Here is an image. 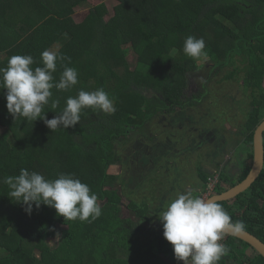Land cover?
<instances>
[{
  "label": "trees",
  "instance_id": "obj_1",
  "mask_svg": "<svg viewBox=\"0 0 264 264\" xmlns=\"http://www.w3.org/2000/svg\"><path fill=\"white\" fill-rule=\"evenodd\" d=\"M87 1L0 0V67L12 55L25 54L34 58L33 68L42 66V51L59 49L66 59L57 61L55 81L65 66L78 70V83L71 89H51L45 118L59 115L66 99L81 89L104 88L115 97L117 109L105 114L86 107L79 123L51 131L40 118L33 122L14 118L6 107V89L0 87V264H183L163 237L156 212L177 192L194 188L198 195L196 187L186 190L181 185L187 179L186 169L203 181L208 172L202 165L191 171L192 160L184 169L175 158L192 146L169 148L171 141L166 139L164 144L147 135L146 125L157 114L178 111L169 123L190 126V115L183 109L207 99L210 101L205 103L214 101L207 87L213 70L224 71V83L239 80L247 97L256 99L262 93L264 0H116L109 18H104L106 5L99 3L76 21L75 8ZM188 35L203 37L204 51L213 60L196 91L190 89V81L197 73V62L183 53ZM129 51L136 57L134 65L127 61ZM56 100L59 103L54 107ZM258 111L246 113L242 122L250 159L252 132L264 114ZM213 119L218 120L216 115ZM206 124L202 126L207 131ZM130 131H138L140 137L130 141ZM186 156L182 157L188 162ZM111 165H120L121 172L109 173ZM21 168L46 179H55L58 173L73 174L97 194L102 214L83 222L64 220L43 204L26 214L20 203L9 198L3 183L7 175H18ZM152 182L155 189L151 187V192L145 186ZM140 192L148 197L139 196ZM122 197H128L124 203L129 215L120 212ZM232 206L245 208L247 213L239 218L233 208L226 209L231 222L242 221L244 230L264 241V166ZM53 236L59 239L55 248L47 241ZM234 239L228 235L224 240L229 251L218 264H264L257 252L252 257L245 253L247 243L243 246ZM35 248L38 256L33 253Z\"/></svg>",
  "mask_w": 264,
  "mask_h": 264
},
{
  "label": "clouds",
  "instance_id": "obj_2",
  "mask_svg": "<svg viewBox=\"0 0 264 264\" xmlns=\"http://www.w3.org/2000/svg\"><path fill=\"white\" fill-rule=\"evenodd\" d=\"M203 37L188 35L183 44V53L193 59L206 57ZM177 49H172L176 54ZM66 57L59 49H45L41 53L42 66L32 67L34 58L31 55H12L7 64L0 67V87L6 89V107L14 117H23L32 122L37 118L54 131L57 128L71 127L81 120V110L91 108L105 114L115 113V97L104 90L92 91L83 89L75 97L66 99V106L59 115L45 118L44 106L52 97L53 87L67 91L78 83V70L65 66L59 81L53 73L57 61ZM55 107L59 101H53ZM3 183L8 186V196L13 202L20 203L26 214L31 215L33 206L41 204L55 209L57 216L64 220L88 221L97 219L102 214L98 197L90 187L71 173H58L55 179H46L36 171L21 168L18 175H7ZM204 186L199 184L198 195L194 190L177 192L157 212L162 222L163 237L173 247L174 257L183 264H218L227 255L229 249L220 241L223 240L226 226L235 233L244 230L242 221L232 223L223 206L212 199H204L201 193ZM227 238V235H226Z\"/></svg>",
  "mask_w": 264,
  "mask_h": 264
},
{
  "label": "rangeland",
  "instance_id": "obj_3",
  "mask_svg": "<svg viewBox=\"0 0 264 264\" xmlns=\"http://www.w3.org/2000/svg\"><path fill=\"white\" fill-rule=\"evenodd\" d=\"M99 3H104L107 8V13L105 14L104 18H109L113 14V7L117 3L116 0H88L87 4L85 5H80L75 8V13L73 15L74 19L76 21H80L81 19L84 18V16L88 13L89 8L92 5L99 4ZM13 15V19H16V14L12 13L11 16ZM210 34L215 35L216 33L213 31H208ZM216 38V37H215ZM221 37H219V40ZM135 55L133 52L129 51L127 53V61L129 65H134L135 63ZM197 62V73L191 75V87L193 90H199V82L201 79L204 78V76L210 72L212 65H213V60L209 57H200L198 59H195ZM213 70V76L210 79L207 87L212 91L211 93L212 98L214 99L213 102L210 103H205L209 102L210 99L205 100L203 103H196L195 105L191 107H187L186 110L183 109V111L186 112L187 115H190L189 117V122L191 123L190 126L183 125L181 127H178L176 125H172L169 123L170 118L174 117L178 111H174L171 113H167L166 115L162 116L160 114H157L154 116L152 120L149 121V123L146 125V134L149 136H153L157 141L162 142L165 144V140L169 139L171 141V144L173 147H175L176 150H179L180 148L184 146L191 145L192 147L189 149H193V154L188 155L187 154V159L188 162L184 161L183 155H179V157L175 158V161L178 162L179 164L185 165V168H187V165L190 164V161L192 160V169L191 171H194L195 165H202V168L206 170L209 174L213 171L212 167L213 163H210L208 157H210V150H205L204 148L208 147H214L213 145L216 143V140L220 138L221 136H216L211 143H202V134L204 136V131L206 129H203L202 123H207L206 128L209 126L212 127L216 133H219L221 130L222 137H227V140L229 139V132H235L237 134L238 131L242 132L243 131V121L245 120L243 116L246 115L247 111V106H248V100L249 97L247 95H244L242 92V88L239 86L241 82L238 80V82H235V79H229L225 83L222 81L221 76L223 75L224 71L221 72ZM199 74L198 76H196ZM225 74V73H224ZM241 80V79H240ZM195 85L197 87H195ZM205 103V104H204ZM205 111L209 113V117L204 115ZM213 115H216L218 118L217 121L213 120ZM259 115H262V112L259 113ZM259 116V117H260ZM209 123V124H208ZM226 127V128H225ZM241 128V129H238ZM3 130L2 127H0V132ZM209 130H211L209 128ZM207 130V131H209ZM228 134V136H227ZM230 135H233L230 134ZM234 136V135H233ZM232 136V137H233ZM140 137V134L138 131H130L128 135V139L130 141H135ZM239 135H235L232 138V141L229 143L228 148L231 150L234 147V144L236 143L235 141H239ZM142 138V137H141ZM145 139V138H143ZM121 141L118 140L117 145L120 146ZM200 145V146H199ZM171 148V146H169ZM213 149V148H211ZM241 149V148H239ZM206 154V156H205ZM181 159V160H180ZM249 168L248 166L245 167V169ZM109 173L113 174H118L121 172L120 165H111L108 169ZM226 176L225 174H223ZM186 180H183L185 183H181V185H185V189H189L191 187L197 186L200 180H198L197 177H193L192 173L188 172L186 169ZM144 183H147L145 181ZM143 183V184H144ZM193 183L192 185H190ZM153 182L151 183L150 186H145L147 189H149L152 192L151 187L155 189V186H153ZM114 187L118 188V185H114ZM149 187V188H148ZM194 190V188H193ZM245 192V191H244ZM139 196H144L148 197V195L144 192H140ZM138 196V197H139ZM123 203L122 206H120V212L122 215H126L129 213V210L126 209L125 207V201L128 200L122 197ZM124 204V206H123ZM47 241L51 248H55L59 244V239L57 236H53L50 238H47ZM33 253L35 256L39 255V250L35 248L33 250ZM246 253L248 254L249 257L254 256L256 253L248 247L246 250ZM190 264V262H189Z\"/></svg>",
  "mask_w": 264,
  "mask_h": 264
},
{
  "label": "flooded vegetation",
  "instance_id": "obj_4",
  "mask_svg": "<svg viewBox=\"0 0 264 264\" xmlns=\"http://www.w3.org/2000/svg\"><path fill=\"white\" fill-rule=\"evenodd\" d=\"M191 80H193V79H191ZM195 87H197V86L195 85ZM261 87H262V93L260 95H258L256 99H254V97H251V96H250L251 97V99H250V97H249L248 101H252V102L250 104H248V106L246 107L247 113L250 112L254 115V114L259 112L258 110L264 111V75H263V79L261 81ZM190 89H192L191 85H190ZM192 91H196V90L192 89ZM261 105H262V108L260 109ZM243 118H244V116H243ZM263 118H264V114L262 115V118L258 122V124L263 120ZM213 120L216 121L215 119H213ZM208 128H210L211 130L208 129L209 131H204V136L202 134V143H211V142H213V140L216 136H221L220 138H218L216 140V143L213 145L214 147H211L213 149L208 148V147L204 148L205 150H210V155H209L210 157H208V159H209L210 163H213L212 167H214L213 171L210 174L208 173V177L210 175H216L217 176V184L214 186L213 194H212V195H215V194H219V193L224 192L226 189L234 186L239 181H241L242 179L240 180V175H241L242 171H245L246 166H251L252 159L248 158L246 155L247 144L245 143V137L246 136H245V133L243 131L242 132L238 131L237 134H235V132H231V130H230L229 136L227 134V136L229 137V139L227 140V137H222V135H221L223 130H221L219 133H216L212 127L209 126ZM255 128H254V130H255ZM238 129H241V128L238 127ZM254 130H253V132H254ZM253 132H252V136H253ZM232 133L234 136L239 135L240 140L235 141L236 143L234 144V147L230 150L228 148V145L232 141V138L234 137L233 135H230ZM263 135H264V133H263ZM170 146L172 147L173 145L170 144ZM252 146H253V144H252ZM239 148H241V149H239ZM174 149H175V147H174ZM252 149H253V147H252ZM183 154L191 155V154H193V150H190L188 152L185 151V152H183ZM205 156H206V154H205ZM252 158H253V152H252ZM263 166H264V164H263ZM120 168H121V166H120ZM223 174H225L226 176H224ZM144 175H147V173H145ZM208 177L206 178L205 181L199 179L200 182L198 184H200L201 186H204L207 182ZM241 194H242V192L233 198H230V199L225 200V201H219L217 203H220V202L224 203L225 204V207H224L225 210L229 209V208L232 210V208H233V213L236 216H238L239 218L240 217L243 218L247 213L246 209L245 208L236 209V206H232V205L236 204V202L238 200V196H240ZM235 239H238V238H235ZM235 239H234V241H236ZM244 243L245 242L242 241L241 245L244 246ZM248 247H250V246H248ZM250 248L252 249V247H250ZM252 250L256 253V251L254 249H252ZM245 253H246V251H245Z\"/></svg>",
  "mask_w": 264,
  "mask_h": 264
},
{
  "label": "water",
  "instance_id": "obj_5",
  "mask_svg": "<svg viewBox=\"0 0 264 264\" xmlns=\"http://www.w3.org/2000/svg\"><path fill=\"white\" fill-rule=\"evenodd\" d=\"M263 133H264V118L257 125L253 132V158L250 169L247 175L234 186L226 189L224 192L212 195L209 199L216 202L225 201L235 197L251 186V184L259 176L264 164V146H263ZM224 233L226 235L238 238L247 243L252 249L264 258V241L254 234L243 230L239 233L233 232L230 226H226Z\"/></svg>",
  "mask_w": 264,
  "mask_h": 264
},
{
  "label": "built area",
  "instance_id": "obj_6",
  "mask_svg": "<svg viewBox=\"0 0 264 264\" xmlns=\"http://www.w3.org/2000/svg\"><path fill=\"white\" fill-rule=\"evenodd\" d=\"M216 184H217V176L210 175L207 179L204 190L201 193V197L207 200L213 194V189ZM225 239H226V235H224L223 240L220 242L223 243Z\"/></svg>",
  "mask_w": 264,
  "mask_h": 264
},
{
  "label": "crops",
  "instance_id": "obj_7",
  "mask_svg": "<svg viewBox=\"0 0 264 264\" xmlns=\"http://www.w3.org/2000/svg\"><path fill=\"white\" fill-rule=\"evenodd\" d=\"M199 180V179H198ZM198 184V183H196ZM197 188V186H195ZM187 190V189H186ZM197 191L199 192L200 191V188H199V184H198V188H197Z\"/></svg>",
  "mask_w": 264,
  "mask_h": 264
}]
</instances>
